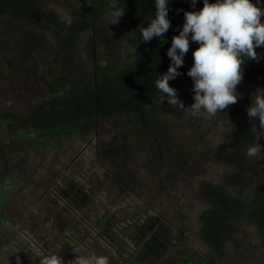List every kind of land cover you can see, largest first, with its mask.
Returning <instances> with one entry per match:
<instances>
[{
    "label": "trees",
    "instance_id": "1",
    "mask_svg": "<svg viewBox=\"0 0 264 264\" xmlns=\"http://www.w3.org/2000/svg\"><path fill=\"white\" fill-rule=\"evenodd\" d=\"M120 6L124 16L108 25L109 0H0V128L15 131L6 138L20 145V153V143L33 139L31 144L50 146L58 130L71 135L79 128L80 136L110 132L111 138L100 142L99 162L118 185L123 176L129 177L134 191L142 183L136 171L127 169L126 161L134 156L138 159L133 163H146L147 177L164 175L162 189L171 188L182 174L193 177L203 169L204 158L224 165L227 172L218 181L193 177L196 185L189 186L209 204L197 225L206 250L192 245L190 233L181 230L188 250L182 252V264H264V154L252 160L244 155L255 140L257 122L248 119L246 107L256 90L248 95L239 91L241 83L264 80V46L256 49L258 61L246 60L242 66L237 102L215 117L195 118L190 110L162 100L154 80L169 67L166 52L183 26L184 12L200 10L203 0L195 8L189 0H171L164 43L156 37L147 43L139 38L140 26L146 27L147 17L155 15L153 0H120ZM65 14L72 19L70 27L59 19ZM198 46L190 41L181 74L169 80L185 107L194 102L187 71ZM237 111L246 115L244 122L218 128ZM46 134L49 144L43 142ZM259 143L264 146V138ZM182 186L178 194L185 196ZM246 224L254 232L245 230Z\"/></svg>",
    "mask_w": 264,
    "mask_h": 264
},
{
    "label": "rangeland",
    "instance_id": "2",
    "mask_svg": "<svg viewBox=\"0 0 264 264\" xmlns=\"http://www.w3.org/2000/svg\"><path fill=\"white\" fill-rule=\"evenodd\" d=\"M258 88H264V80L260 83L249 84L247 86H243L241 83L239 91L243 95H248ZM245 120L246 115L237 111L231 117H226L218 125V128H225L228 125L234 127L235 123L240 124ZM28 131L31 132L32 130ZM118 131L119 128H117ZM77 133L79 137L76 136ZM99 133L101 131L80 136L79 128L71 135L68 132L58 130L53 134H55L54 137L59 142L53 139V141H50V146H43L42 143L31 144L30 142L34 141L33 139L26 143H20L21 148L24 150L20 153V150H18L20 145L16 143L11 144L6 138L7 136H13L15 131L10 130L9 127L5 129L0 128V134H5V138H0V182H2L0 184V240L6 238H8L6 240H9L0 246V262L13 264V261L18 256L16 250L24 248V243L27 239L26 235L32 234L37 229L38 222H40L37 216L40 211L38 208H36V211H34V208L29 210L27 208L31 205L33 207H44L48 205L46 201L48 199L46 184L49 183L48 179L51 178V171L53 173L58 171L57 174L59 173V175H54H57V181H61L63 179V170L71 171L74 168L71 162H69V166L65 167L62 163H66L69 159H74L79 165V169L83 171L82 174L85 180L90 181L93 179L91 173L100 164L97 156L98 150L101 147L100 142L108 141L111 138L109 136L111 134L110 132H104L103 135H99ZM27 135L34 137V134ZM97 136H100V138ZM48 137L47 135L43 140V142H47L46 144H49ZM215 139L219 140L218 137H215ZM213 144L219 143L216 142ZM20 155L21 158L25 159L19 160ZM202 157L200 155V158ZM134 159H138V157L134 156L133 159L126 161L128 162L127 169L136 171L140 175L142 183L136 186L135 188L137 189L134 191V186L130 183V178L123 176L124 182L122 184L124 189L129 192L134 191V193H145L143 204L159 210L170 233H174L176 236L180 229L187 230L192 238L191 244L205 251L206 247L198 237L199 227L197 225L199 213L203 209L208 208L209 204L191 191L190 187H195L196 185V182L192 183V179L193 177H197L199 179L202 178L216 182L227 172L228 168L222 164L211 163L204 158L201 160L203 169L196 170L193 177H185L182 174L183 172H179L178 175L182 174V181L174 178V184L171 188L167 187L166 189H162L159 183L164 180V175L162 173V175L153 173L147 177L144 168L146 163L142 160L140 162L134 161L135 163H133L132 161ZM105 167L110 173L108 167ZM111 170L113 171L112 167ZM180 184L185 185L181 189L185 196L178 194ZM117 186L115 183L101 186L93 199L96 202L99 201L102 206H106L108 210L115 212L116 216L119 217L126 211L120 207L126 208L128 196L127 194L119 193ZM139 203L142 204L141 202ZM114 206H119L116 207L119 212L116 211ZM128 211L130 210L128 209ZM19 224H22L21 230L16 229V225ZM244 228L245 230L254 232V229L248 224ZM39 244L42 245V242H39ZM26 247L31 248L36 256L31 257L30 260L26 259L25 263L32 264L36 262L39 264L37 260L39 254H36L39 248L37 246L33 247L29 242L26 244ZM232 255L234 256V253ZM229 263L230 260H226L223 264Z\"/></svg>",
    "mask_w": 264,
    "mask_h": 264
},
{
    "label": "clouds",
    "instance_id": "3",
    "mask_svg": "<svg viewBox=\"0 0 264 264\" xmlns=\"http://www.w3.org/2000/svg\"><path fill=\"white\" fill-rule=\"evenodd\" d=\"M155 15L147 17V26H140L139 38L147 43L153 37L166 42L163 36L171 26L168 18L171 0H153ZM195 8L197 0H189ZM261 0H203V7L198 11H185L182 28L174 35L171 46L167 49L170 64L166 72L154 80L157 92L162 100L167 99L172 108L190 110L195 118L215 117L221 110L235 104L240 98L237 86L243 78V65L246 60L258 61L260 54L256 49L264 46V7ZM125 14L120 0H109L108 25L118 24ZM67 27L72 19L65 14L59 17ZM199 46L193 50V64L187 75L192 79L193 103L185 107L178 97L177 90L170 86L169 80L181 74L180 68L188 52L189 43ZM166 94V95H165ZM161 100V101H162ZM248 119L257 122L255 140L248 145L244 153L249 160L264 154V146L259 143L264 138V88H258L251 94V103L246 107ZM75 258L67 264H111L106 254L96 251L83 252L79 247H72ZM39 264H65L63 256L57 253L41 251ZM16 264H21L19 256Z\"/></svg>",
    "mask_w": 264,
    "mask_h": 264
},
{
    "label": "flooded vegetation",
    "instance_id": "4",
    "mask_svg": "<svg viewBox=\"0 0 264 264\" xmlns=\"http://www.w3.org/2000/svg\"><path fill=\"white\" fill-rule=\"evenodd\" d=\"M69 162L74 168L71 171L63 170L61 181L56 180L58 171L50 172L51 178L46 184L48 205H31L27 208H34V211L39 209L37 217L40 222L32 234L26 235L24 248L16 250L21 264H26V259L36 256L31 248L26 247L28 242L39 248L36 254L41 251L59 252L65 264L75 258L73 246L81 248L85 253L94 250L106 254L111 264H182V252L188 250L184 249L187 244L180 238L181 229L176 236L170 233L159 210L143 204L145 193L136 195L122 190V184L118 185L112 173L100 162L99 167L91 173L93 179L90 181L85 180L83 171L74 159L62 165L69 166ZM113 183L118 185L119 193L128 196L126 208L120 207L126 211L119 217L93 199L101 186ZM114 207L119 212L116 208L119 206ZM21 226L16 225V229L21 230ZM6 239L0 240V246L9 241ZM170 258L176 261L166 263ZM13 264H16V260Z\"/></svg>",
    "mask_w": 264,
    "mask_h": 264
}]
</instances>
